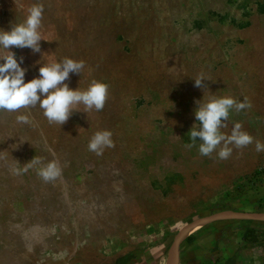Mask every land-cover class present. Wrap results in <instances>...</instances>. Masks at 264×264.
<instances>
[{
	"label": "rangeland",
	"instance_id": "rangeland-1",
	"mask_svg": "<svg viewBox=\"0 0 264 264\" xmlns=\"http://www.w3.org/2000/svg\"><path fill=\"white\" fill-rule=\"evenodd\" d=\"M36 3L41 53L10 48L25 82L68 57L86 64L70 88L100 80L109 97L62 126L39 107L0 112V264H166L188 243H176L180 232L201 219L189 241L247 230L261 242L235 240L241 264H264V152L253 143L221 160L200 155L199 138L185 147L204 93L246 97L251 108L231 111L222 131L238 122L264 142V0H0V29ZM200 73L206 92L194 86ZM19 114L31 123L18 124ZM100 130L115 147L97 156L87 145ZM35 157L59 161L61 177L45 183L40 165L18 175ZM225 242L217 247L230 254Z\"/></svg>",
	"mask_w": 264,
	"mask_h": 264
},
{
	"label": "clouds",
	"instance_id": "clouds-1",
	"mask_svg": "<svg viewBox=\"0 0 264 264\" xmlns=\"http://www.w3.org/2000/svg\"><path fill=\"white\" fill-rule=\"evenodd\" d=\"M44 5L33 4L27 9L23 21L12 23L11 30L0 29V112L18 113L22 109L30 110L39 107L49 124H65L79 106H83V112L102 111L109 97V85L103 81L93 79L86 89L70 88L66 83L70 74L80 75L86 68L85 61L74 60L65 57L60 61L45 63L39 67V75L25 82L27 69L21 67L23 57L19 62L11 47L28 48L33 53H41V26ZM44 54L42 53V56ZM209 80L203 73L194 78V86L205 88L204 81ZM210 92V91H209ZM197 107L194 111L195 120L188 133L191 143L185 145L191 149L196 146L199 138L198 151L202 156L210 157L214 152L221 160L228 159L233 147L239 149L255 143L257 152H264V142L254 140L248 132L242 130L241 123H235L230 134H225L222 129L228 127L230 112L237 113L251 108V103L245 97L243 102L237 101L231 96L210 95L205 99L196 100ZM16 122L22 125L31 123L30 114H19ZM110 130L95 132L87 145L88 151L97 156L103 155L105 149L115 147ZM40 165L37 175L49 183L57 180L62 175V167L59 161L51 160L43 163L34 158L18 169L17 174L27 172L29 168Z\"/></svg>",
	"mask_w": 264,
	"mask_h": 264
},
{
	"label": "crops",
	"instance_id": "crops-1",
	"mask_svg": "<svg viewBox=\"0 0 264 264\" xmlns=\"http://www.w3.org/2000/svg\"><path fill=\"white\" fill-rule=\"evenodd\" d=\"M255 227V226H250ZM197 231V230H196ZM194 231V232H196ZM193 232V233H194ZM192 233L188 234L183 240H185L187 245L185 246L182 255L179 256L178 264H241V258L239 250H235L234 243L236 239L241 240L242 242H250L252 244H260L261 241H252L248 240L247 230L242 235L239 234L237 237L224 236L219 237L217 240H213L209 234H196L194 239L189 241V238L192 237ZM182 240V241H183ZM226 241V242H225ZM231 243L232 249L230 254L223 253V249H219L217 246L223 243ZM219 243V244H218ZM224 245V244H223ZM264 257V254H263ZM260 258V257H259Z\"/></svg>",
	"mask_w": 264,
	"mask_h": 264
},
{
	"label": "bare ground",
	"instance_id": "bare-ground-1",
	"mask_svg": "<svg viewBox=\"0 0 264 264\" xmlns=\"http://www.w3.org/2000/svg\"><path fill=\"white\" fill-rule=\"evenodd\" d=\"M218 214V213H217ZM220 214V213H219ZM229 214V213H228ZM233 214V213H232ZM239 214V213H238ZM223 215V214H222ZM233 215H235V213L233 214ZM256 215V214H255ZM218 216V215H217ZM240 216V215H239ZM216 217V216H215ZM226 217H228V216H226ZM230 217H232V216H230ZM221 218H223V217H221ZM256 218V217H255ZM206 219V218H205ZM208 219V218H207ZM257 219L258 220H264V215L262 214V215H259L258 214V216H257ZM202 220V219H201ZM201 220H198V221H196V222H194L193 224H190L189 226H187V227H185L181 232H180V234L178 235V237H177V242L176 243H178V242H180V241H182L188 234H190V233H193L194 231H196V230H198L199 228H201V226H203L202 224H203V221H201ZM207 221V220H206ZM205 222V221H204ZM166 264H178V255H177V252H176V249L175 248H173L172 250H171V253H170V256H169V258H168V260H167V262H166Z\"/></svg>",
	"mask_w": 264,
	"mask_h": 264
}]
</instances>
